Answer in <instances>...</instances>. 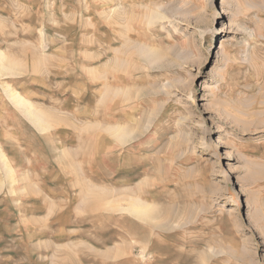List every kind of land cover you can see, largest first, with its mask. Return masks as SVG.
<instances>
[{
  "label": "rangeland",
  "instance_id": "rangeland-1",
  "mask_svg": "<svg viewBox=\"0 0 264 264\" xmlns=\"http://www.w3.org/2000/svg\"><path fill=\"white\" fill-rule=\"evenodd\" d=\"M0 264H264V0H0Z\"/></svg>",
  "mask_w": 264,
  "mask_h": 264
},
{
  "label": "bare ground",
  "instance_id": "bare-ground-1",
  "mask_svg": "<svg viewBox=\"0 0 264 264\" xmlns=\"http://www.w3.org/2000/svg\"><path fill=\"white\" fill-rule=\"evenodd\" d=\"M146 10V9H145ZM149 56V55H148ZM122 67V66H121ZM11 74V73H10ZM16 97V96H15ZM23 106H27L25 103L22 104ZM31 114V112H30ZM33 115V114H31ZM34 116V115H33ZM34 120L39 122L38 119L36 117H34ZM45 127V126H44ZM120 130V129H119ZM117 130V131H119ZM115 132V131H114ZM146 211L145 205L143 206V204L141 203H133V205L131 206L130 212L132 215H136V216H142ZM150 211V210H149Z\"/></svg>",
  "mask_w": 264,
  "mask_h": 264
}]
</instances>
